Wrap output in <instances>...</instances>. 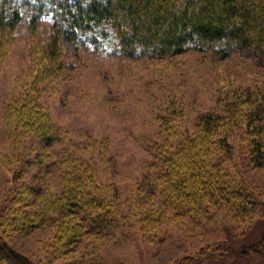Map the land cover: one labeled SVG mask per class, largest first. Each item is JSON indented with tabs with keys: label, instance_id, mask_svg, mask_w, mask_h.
<instances>
[{
	"label": "rangeland",
	"instance_id": "1",
	"mask_svg": "<svg viewBox=\"0 0 264 264\" xmlns=\"http://www.w3.org/2000/svg\"><path fill=\"white\" fill-rule=\"evenodd\" d=\"M52 32L50 20L32 30L25 15L1 68L0 214L41 216L36 228L5 230L15 251L30 264L257 263L264 256V168L249 165L245 136L237 131L230 138L232 154L221 156L216 169L245 183L257 202L252 211L236 212L225 203L214 221L182 219L149 193V185L157 164L153 144L170 139L179 147L200 117L221 109L234 92L263 89L264 64L211 50L136 59L63 39L67 65L60 73L45 72L54 64L34 61L32 52H40ZM50 133L61 142L48 145ZM210 150L220 156L224 148ZM69 173L106 194L122 221L99 237L82 226L79 240L63 248L65 231L80 224L72 209L59 206L71 190ZM38 185L40 194L30 195ZM29 198L36 210L22 207ZM258 243L259 250L244 257Z\"/></svg>",
	"mask_w": 264,
	"mask_h": 264
},
{
	"label": "trees",
	"instance_id": "2",
	"mask_svg": "<svg viewBox=\"0 0 264 264\" xmlns=\"http://www.w3.org/2000/svg\"><path fill=\"white\" fill-rule=\"evenodd\" d=\"M25 15L32 30L45 20L52 22L51 40L41 46L40 52H32L34 61L54 64L45 65V72L60 73L67 65L63 39L136 59L211 50L224 57L241 53L264 64V0H0V74L15 38L13 31ZM224 102L221 109L202 115L195 133L184 136L179 147L170 139L150 144L157 164L149 193L158 195L161 205L182 219L193 216L214 221L222 204L230 203L233 211L241 213L257 205L242 180H233L227 171L218 173L216 168L221 156L232 154L230 138L237 131L245 136L243 153L249 165L264 168V88L236 91ZM168 117L164 116L166 120ZM44 140L50 146L61 142L51 133ZM213 146H223L220 156L211 155ZM69 174L71 190L59 200V206L72 209L80 224L65 231L63 248L79 240L82 226L85 234L99 237L122 221L119 207L106 194L96 187H85L80 177ZM37 187L30 195L40 194L42 187ZM138 198V203L143 202L142 196ZM29 201L22 207L36 210V200ZM39 217L38 213L23 217L15 212L12 218L0 214V264H30L29 258L15 251L5 230L8 234L9 229L36 228ZM149 217L159 221V215L151 213ZM127 228L129 235L135 236ZM260 245L245 249L244 257L258 251ZM255 264H264V256Z\"/></svg>",
	"mask_w": 264,
	"mask_h": 264
}]
</instances>
